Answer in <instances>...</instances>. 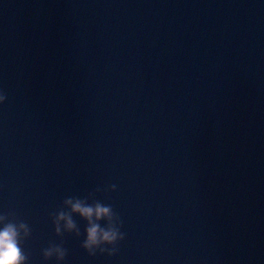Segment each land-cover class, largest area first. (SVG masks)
Listing matches in <instances>:
<instances>
[{
	"label": "water",
	"instance_id": "obj_1",
	"mask_svg": "<svg viewBox=\"0 0 264 264\" xmlns=\"http://www.w3.org/2000/svg\"><path fill=\"white\" fill-rule=\"evenodd\" d=\"M0 92L27 264L53 243L62 264H264V0H0ZM89 194L122 221L114 256L79 216L55 234Z\"/></svg>",
	"mask_w": 264,
	"mask_h": 264
},
{
	"label": "clouds",
	"instance_id": "obj_2",
	"mask_svg": "<svg viewBox=\"0 0 264 264\" xmlns=\"http://www.w3.org/2000/svg\"><path fill=\"white\" fill-rule=\"evenodd\" d=\"M6 94L0 92V105L4 104ZM111 191L116 190V186H111ZM92 199V203L88 200ZM79 216L86 221V238L82 243V248L90 257L99 253L114 256L118 251V244L125 239V234L121 232L122 221L114 212L111 205L102 204L93 199V194L80 199L68 197L63 202V208L51 214L52 223L57 237H63L65 233L80 236V229L73 219ZM107 222L106 227L100 226V221ZM63 222V228L61 224ZM31 236V229L27 222L16 218L14 213L0 214V264H27L28 255L23 251L24 242ZM45 261L55 257L57 264H62L67 256V250L63 244H50L43 250Z\"/></svg>",
	"mask_w": 264,
	"mask_h": 264
}]
</instances>
